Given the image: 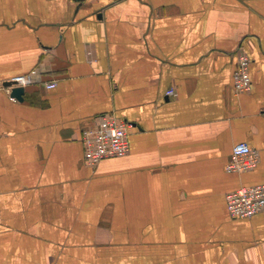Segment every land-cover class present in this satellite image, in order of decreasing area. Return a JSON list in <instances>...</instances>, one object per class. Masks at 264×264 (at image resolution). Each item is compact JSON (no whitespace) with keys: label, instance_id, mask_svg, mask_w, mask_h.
Here are the masks:
<instances>
[{"label":"crops","instance_id":"crops-1","mask_svg":"<svg viewBox=\"0 0 264 264\" xmlns=\"http://www.w3.org/2000/svg\"><path fill=\"white\" fill-rule=\"evenodd\" d=\"M104 114L129 151L90 167L81 133ZM242 142L258 165L228 173ZM256 184L264 0H0V264H264V211L225 204Z\"/></svg>","mask_w":264,"mask_h":264},{"label":"built area","instance_id":"built-area-1","mask_svg":"<svg viewBox=\"0 0 264 264\" xmlns=\"http://www.w3.org/2000/svg\"><path fill=\"white\" fill-rule=\"evenodd\" d=\"M250 57L242 49L236 53V68L233 75V90L236 94L250 92L252 81L250 77ZM38 77V72L32 70L26 75L17 76L8 81L10 87L25 88ZM55 83L45 84L46 89H52ZM165 95H174V90L169 89ZM130 124L116 119L113 115L99 116L93 127L81 133L84 163L90 167L99 162L120 158L129 151L128 131ZM258 153L246 143L236 144L232 150L225 170L228 173H245L252 171L258 165ZM228 216L235 220L250 219L264 211V185L256 184L240 187L225 196Z\"/></svg>","mask_w":264,"mask_h":264},{"label":"water","instance_id":"water-1","mask_svg":"<svg viewBox=\"0 0 264 264\" xmlns=\"http://www.w3.org/2000/svg\"><path fill=\"white\" fill-rule=\"evenodd\" d=\"M81 1V0H80ZM10 84H4V86H9ZM24 95L23 88H13L11 90L10 96L18 101H22Z\"/></svg>","mask_w":264,"mask_h":264}]
</instances>
